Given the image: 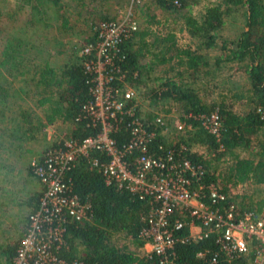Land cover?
Returning <instances> with one entry per match:
<instances>
[{
    "label": "trees",
    "instance_id": "trees-1",
    "mask_svg": "<svg viewBox=\"0 0 264 264\" xmlns=\"http://www.w3.org/2000/svg\"><path fill=\"white\" fill-rule=\"evenodd\" d=\"M126 2L127 0L124 3ZM207 2L208 0H146L143 6L149 10L148 15H144L148 25H165V21L162 23L157 19L156 12L171 16V19L181 22L180 25L188 35L199 42V47L193 48V43L183 47L176 46L173 32L160 36L155 31L149 34L138 29L130 39L119 44L120 54L124 59L120 65L125 72V82L132 87L146 86L145 82H152V88L145 90L143 95L148 105L156 108L162 102L165 106V101H169L171 108H176L180 120L193 126L192 131L184 133H174L172 128L173 133L169 139L156 137L150 143L151 153L159 155V145L164 150L175 149L179 160L186 158L205 168L206 185L213 184L227 192L228 186L231 185L260 187V192H264V0ZM21 3L29 5V18L25 26L21 24L20 27H13L12 35L3 41V49L0 51V118L5 117L11 107V101L19 99V93H23L30 101L36 95L35 105L42 108L47 105L43 112L46 122L62 124L67 138L81 141L88 136H94L98 129H91L90 120L84 118L82 112L83 105L92 98L90 89L93 75L87 72L84 66L88 57H77L75 53L58 69L52 68L46 60L41 63L35 59H31L32 62L25 61V56L34 50L36 58L38 49L29 40L38 34L40 28L47 27L43 21L49 11L52 10V18L56 23L63 30H67L62 1L23 0ZM200 5L203 15L201 22H198L195 20L194 8ZM241 8L245 9L241 16L245 29L233 39L221 38L220 31L226 25V18H231ZM140 12L143 14L144 9ZM94 19L96 21L89 24L90 29L98 22L112 21L115 18L103 14ZM145 24L143 22L139 27H147ZM147 37L152 41L142 44L143 38ZM95 40L96 34L92 31V36L87 37L84 43L95 45ZM136 42L139 45H135ZM205 51L215 53L211 56ZM233 65L238 66L245 74V88L238 86L236 89H224L217 98H210L214 96L213 92L206 88L209 89L212 85L206 87L207 82L203 79L212 77L213 82L218 76L217 73L221 74L225 67L230 69ZM158 68H162V75H155ZM17 77H23L27 82L32 81L36 89L34 95L29 91L13 88ZM214 83L217 86L215 81ZM237 105L245 107L247 111L236 112L234 107ZM31 109H23L24 114L21 118L18 117V129H22L20 123L33 125V118L27 114L33 111ZM213 112L218 115L220 124L219 142L199 122L200 117ZM188 114L192 118L185 119ZM142 115L150 125V112ZM170 120L172 124L173 119ZM43 126L40 122L36 129ZM23 127L25 129L22 130V138L35 131V127ZM13 135H9L11 141H21L18 134ZM113 138L121 146L129 141L130 133L124 123L113 134ZM30 140H33V136ZM180 144L186 147L185 152L178 153ZM199 147L206 148V153H198L196 148ZM219 147H222L221 151ZM242 152L250 153L251 156L257 157V160L242 158ZM94 157L104 159V156L93 151L89 158L78 159L75 166L65 174L66 180L71 183V194H74L81 204L89 206L91 217L90 220H82L68 226L65 233L67 247L59 251L60 257L66 261L78 260L83 264H158L157 257H139L143 246L139 233L146 227L147 202L131 194L125 187L119 188L115 183L106 184L102 174L91 167L90 160ZM226 157H229L232 164L226 169V173L222 174L219 172L221 170H218V163ZM131 160L132 157L128 156V163ZM27 169L28 174L34 176L30 165ZM39 188L40 190L34 192L27 203L23 204L28 207L29 213L23 220L26 224L29 215L38 207L42 195V188ZM245 191L246 188H242L240 193L230 196L229 205H233L239 215L244 212L261 214L264 210V199L253 203ZM0 192L8 194L7 204L21 206L16 204L17 196L12 193L13 198L10 190L0 188ZM5 205L2 196L0 210ZM1 226L0 222V264H12L25 228L13 224L15 233L10 235ZM176 235L182 237L184 231L176 232ZM214 237L210 235L208 239L198 243H177L174 247L175 264H210L208 256L212 253H218L215 264H252L255 252L260 249V243L253 240L249 243V252L246 255L227 262L214 244ZM120 240H127L128 246H120ZM204 251H208L207 257H199L198 253Z\"/></svg>",
    "mask_w": 264,
    "mask_h": 264
},
{
    "label": "built area",
    "instance_id": "built-area-1",
    "mask_svg": "<svg viewBox=\"0 0 264 264\" xmlns=\"http://www.w3.org/2000/svg\"><path fill=\"white\" fill-rule=\"evenodd\" d=\"M144 1L127 0L122 11L116 9L120 13L118 18L96 23L92 27L95 45H85L78 54L88 57L84 66L93 75L92 98L83 105V116L90 120L91 129L98 131L77 141L67 138L65 130L58 132L53 124L43 127L47 144L30 162L42 195L37 209L29 215L12 264H83L78 260L66 261L59 255L67 247L68 226L91 217L89 206L71 194V183L65 174L78 159L89 158L93 151L104 156L92 158L90 164L102 174L106 184L125 187L147 202L146 227L139 233L143 243L139 257H157L158 264H175L177 243H198L211 235L227 262L246 255L249 243L257 241L260 249L255 252L252 264H264V213L239 215L229 205V192L213 184L206 185L205 168L186 158L179 160L175 149L164 150L159 145V155L150 152V143L156 137L169 139L172 128L174 133H184L192 131L193 126L180 120L176 108L165 106L149 111L152 119L147 124L142 115L147 112L146 106L136 90L125 82L119 44L139 29L135 10ZM187 118L192 116L188 114ZM199 122L219 142L218 115L210 113L200 117ZM123 123L130 138L121 146L113 134ZM185 150L180 144L178 153ZM128 156L132 157L130 163ZM183 231L182 237L176 235ZM207 253L199 252L198 256L207 257ZM208 257L210 264H215L218 253Z\"/></svg>",
    "mask_w": 264,
    "mask_h": 264
},
{
    "label": "rangeland",
    "instance_id": "rangeland-1",
    "mask_svg": "<svg viewBox=\"0 0 264 264\" xmlns=\"http://www.w3.org/2000/svg\"><path fill=\"white\" fill-rule=\"evenodd\" d=\"M22 1L23 0H0V51L3 49V41L12 35L14 31L13 27H20L21 24L22 26H25L24 24L29 18V5L27 3L22 4ZM61 1L63 4L62 11L64 12V17L67 20V30H63L60 25L56 23L55 19L52 18V10L51 12L49 11L47 14V18L43 21L47 27L43 29L40 28L38 34L33 35L34 38L30 37L29 40L37 47L39 54L37 53L35 58L34 54L36 51H31L29 55L25 56L27 59L24 58L26 62L27 60H30L32 62L31 59H35L38 63L44 62V60H46L52 68L58 69L60 66L66 64L69 61L68 59H71V57H73V54L76 53V55H78L81 52L80 49L87 45L84 43V41L85 39H87V37L92 36V28L90 29L89 24H92L96 21V19L94 18L106 14L110 18L116 19L120 15V13H118L116 9L122 11V7L126 4L124 3L125 0ZM212 2L216 3L217 0H208L207 3ZM145 4L146 1H144L142 5H140V7L144 9L143 14L140 12L141 10H143L140 7H137L139 10L137 8L135 10V17L138 24L140 25L143 22L147 24L146 16L144 15H148L149 10L145 9L146 6H143ZM244 12L245 9L241 8L237 10L236 14L234 13L231 18H226V25L223 27V30L220 31L221 38L233 39L237 37L242 30L245 29V23L243 18L241 17ZM156 15L157 19H159L162 23L165 21V25L162 26V24H160L158 26H155L152 24H147V27L140 26L139 30H145L149 32V34L151 31H155L156 34L160 36H165L169 32H173L175 34L176 46L183 47L187 44L193 43L191 44L193 45V48L199 47V42L196 41L195 38H191L188 35L186 30L182 28V25H180L181 22H176V20L171 19V16H166L160 12H156ZM202 15L203 12L201 10V5L200 7L194 8V16L196 18L195 20L201 22ZM9 16H11V18ZM149 40L152 41L148 37L143 38L142 44L148 42ZM135 45H139V43L136 42ZM205 52H207V54H210L211 56L213 55V53H215L212 51ZM161 69L162 68H158L155 71V75H162V73H160ZM217 75L218 76L213 80V82L212 77L203 79L205 82H207L206 87L212 85V87H210L209 89L206 88V90H211L213 92L214 96L210 98H217V95L224 89H236L238 86L244 89L246 86V76L243 71L240 70L236 65H233L230 69L225 67L224 71L221 74L217 73ZM36 80L37 76L34 77V82H36ZM214 81L217 83V86L214 85ZM31 82L32 81H24L23 77H17L14 80L13 88H20L22 89V91H29L34 95L36 89L33 87V84ZM145 84L146 86H138L133 88L136 90L142 104L146 106L147 112L158 111L159 108L163 106V102L156 108L150 107L148 105L147 99L143 95L145 90L152 88V82H145ZM227 97H229V93L227 94ZM35 100L36 95L30 101V99L23 96V93H19V99L16 98L12 100L11 107L9 110H7L5 117L2 119L0 118V188L10 190V194L13 198L14 196H17L16 201H18L19 203L17 202L16 204H21V206H11L12 204H7L6 196H8V194H3V190L2 192H0V198H2L3 196L4 202L6 203L5 207L0 210V222L2 223L1 228L10 235L15 233L13 224H17L23 229L26 228L27 224H22V222L25 216H27L29 213L27 212L28 208H26L23 204L27 203L26 201L28 200V198H30L34 192H37L39 187L37 179L34 176L28 174L27 168L30 165L31 160L35 158L41 150H43V142H45L44 135H42L43 139H41V137L39 138L38 136L34 139L33 144H28V149L25 151V154H21V151L18 152L17 149L9 147V145L12 143L11 138L9 137L10 134H18V136H20L23 133L22 130L25 129L23 126L34 128L36 126V124L34 123L36 122L35 118H44L45 113L43 112L47 108V105H45L44 108L38 107L34 103ZM165 102V107H172V104L169 101ZM239 105L241 106V103H239ZM240 106L237 105L236 107H234V110L240 113H243L244 110L247 111L245 107ZM21 107L22 109H20ZM25 108H32L31 110H33L31 113L27 112V114L31 115L30 118H34V121L31 119L33 125H24L20 123L22 129L20 127V129H18V117L21 118V116L24 114L23 109ZM54 125L56 126V130L58 132H64L65 129L62 124L57 122V124ZM12 131L14 133H12ZM40 133L41 132H39V134ZM35 134L39 135L36 132ZM196 150L198 151V153H206V148L204 147L196 148ZM16 154H18L19 156L16 157ZM240 156L242 158H251L257 160V157L255 158L254 156H251L248 152H242ZM231 164L232 161L230 162L229 157L224 158V161L218 163V170H221L219 172H221L222 174L226 173V169ZM242 186H228L229 195L232 196L238 194L241 192L242 188H246V195L252 199L253 203L264 199V192H260V189H258L260 187L255 188L250 186ZM12 193H14L15 195L13 196ZM247 213L248 212H244L243 214ZM263 213L264 210H262L261 214ZM262 216L264 218V215ZM119 245L128 246V241L120 240Z\"/></svg>",
    "mask_w": 264,
    "mask_h": 264
},
{
    "label": "crops",
    "instance_id": "crops-1",
    "mask_svg": "<svg viewBox=\"0 0 264 264\" xmlns=\"http://www.w3.org/2000/svg\"><path fill=\"white\" fill-rule=\"evenodd\" d=\"M77 57H78V55H76ZM36 119V122H34L36 125L38 124V123H40V122H42L43 124H44V126L45 125H52V124H48L47 122H46V120L44 119V118H42V117H38V118H35ZM33 121H34V118H33ZM55 124V123H54ZM53 124V125H54ZM43 126V127H44ZM36 127V126H35ZM43 127H42V129H43ZM42 129H35V131L34 132H32L31 134H29V135H27V136H25L24 138H27V140L26 139H24V138H22L21 137V135L19 136L21 139V141H12V143L9 145V147H12V148H15V149H17L18 150V152L19 151H21L20 153L22 154H25V151L28 149L27 148V145L28 144H33L34 143V139L35 138H37L38 136H39V138L41 137V139H43V136L42 135H44V133H42L43 131H42ZM36 131H38V132H36ZM35 132L36 133H38L39 134V132H41L39 135H37V134H35ZM31 136H33V140H30V138H31ZM29 137V138H28ZM44 138H45V142H43V148L46 146V137H45V135H44ZM44 141V140H43ZM14 146V147H13ZM24 149V150H23ZM41 150V149H40ZM31 152H32V150H31ZM30 152V153H31ZM19 155L18 154H16V157H18ZM39 187H41L40 185H39ZM38 187V189L40 190V188ZM5 188V187H4ZM38 190V191H39ZM28 208V207H27ZM28 212V211H27ZM26 222L24 221V222H22V224H25Z\"/></svg>",
    "mask_w": 264,
    "mask_h": 264
}]
</instances>
